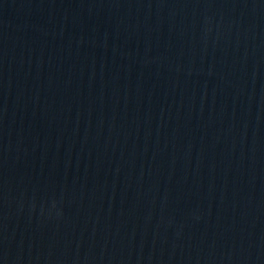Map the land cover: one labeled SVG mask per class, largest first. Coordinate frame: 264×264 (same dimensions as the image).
Wrapping results in <instances>:
<instances>
[{
	"label": "water",
	"instance_id": "obj_1",
	"mask_svg": "<svg viewBox=\"0 0 264 264\" xmlns=\"http://www.w3.org/2000/svg\"><path fill=\"white\" fill-rule=\"evenodd\" d=\"M0 264H264V0H0Z\"/></svg>",
	"mask_w": 264,
	"mask_h": 264
}]
</instances>
